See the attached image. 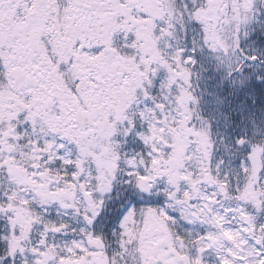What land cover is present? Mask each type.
<instances>
[{
	"label": "snow or ice",
	"instance_id": "obj_1",
	"mask_svg": "<svg viewBox=\"0 0 264 264\" xmlns=\"http://www.w3.org/2000/svg\"><path fill=\"white\" fill-rule=\"evenodd\" d=\"M0 264H264V0H0Z\"/></svg>",
	"mask_w": 264,
	"mask_h": 264
}]
</instances>
